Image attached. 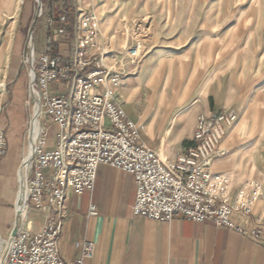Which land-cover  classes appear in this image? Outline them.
I'll return each mask as SVG.
<instances>
[{"label": "crops", "instance_id": "1", "mask_svg": "<svg viewBox=\"0 0 264 264\" xmlns=\"http://www.w3.org/2000/svg\"><path fill=\"white\" fill-rule=\"evenodd\" d=\"M29 2L0 0V87H9L6 95L0 90V129L6 131L8 139L7 153L0 161V235L3 238L15 221L17 175L25 156L23 142L14 140L12 134L24 114L18 81L24 33L32 9ZM61 14L53 12L52 16L57 19ZM44 44L42 33L37 38V55L46 53ZM62 51L53 55L67 56ZM108 58L107 65L122 72L120 87L115 90L117 100L141 126L142 143L155 150L168 165H173L191 147L201 114L212 117L221 112L237 113L235 125L227 129V136L213 159V172L231 179L229 195L233 206L238 205L240 191L250 192L259 186L260 197L250 222L237 221L247 227L264 224V124L257 128L243 124L248 115L234 87L228 90L221 74L208 77L207 72L214 65L208 62L209 58L179 56L157 61L150 56L128 75L123 55ZM153 65L150 71L148 66ZM165 72L177 76L178 91L173 97L166 91L152 94L144 88L145 81L150 86ZM53 90L62 93L56 84ZM44 124L46 150L53 151L60 129L49 119H44ZM135 203L133 176L101 165L93 193L68 192L59 214L63 226L59 241L61 259L66 263L79 259L80 250L76 245L87 240L95 246V257L88 264H264L262 241L212 222L194 223L183 216L171 222L139 218L134 215ZM91 207L96 209L95 216L90 215ZM57 217L56 211L28 212V221L36 231Z\"/></svg>", "mask_w": 264, "mask_h": 264}, {"label": "built area", "instance_id": "2", "mask_svg": "<svg viewBox=\"0 0 264 264\" xmlns=\"http://www.w3.org/2000/svg\"><path fill=\"white\" fill-rule=\"evenodd\" d=\"M66 22L65 16L50 18L51 34L66 36ZM76 36L73 57L37 55L35 51V73L29 67L33 113L28 139L31 121L38 110L30 93L31 80L40 100L37 116L40 131L33 144L29 143L23 158L25 161L33 154L23 177L25 205L27 212L56 211L58 217L41 231H36L27 217L11 243L10 236L5 239L0 235V264H88L93 260L95 246L87 240L76 245L79 259L72 263L61 259L59 241L63 226L59 214L69 191L75 195L93 193L101 165L133 176L136 217L171 222L183 216L194 223L212 222L264 242V224L247 227L237 221L250 222L260 197L259 186L250 192L240 191L238 205L233 206L229 195L231 179L213 172V159L227 136V129L235 125L237 113L221 112L212 117L201 114L191 147L173 165H168L155 150L142 143L141 126L117 100L115 90L120 87L122 72L107 65L109 51L99 42L102 31L96 12L80 18ZM144 51V43L138 40L125 51L124 59L137 65ZM29 57L30 52L25 58L28 66ZM55 84L62 93L53 90ZM44 119L60 129L53 151L46 150ZM7 150V133L0 129V161ZM96 214V209L91 207L90 215Z\"/></svg>", "mask_w": 264, "mask_h": 264}, {"label": "rangeland", "instance_id": "3", "mask_svg": "<svg viewBox=\"0 0 264 264\" xmlns=\"http://www.w3.org/2000/svg\"><path fill=\"white\" fill-rule=\"evenodd\" d=\"M29 3L32 9L24 33L18 81L24 114L12 134L14 140L23 142L24 155L29 149L28 129L33 113V102L29 99V66L25 58L30 52L29 29L37 12L35 0ZM42 4L43 12L34 29L36 53L37 38L43 33L46 53L60 54L63 49L68 57H73L79 17L96 12L102 31L99 42L109 51L110 59L115 55L124 56L138 40L144 43L145 51L137 65L124 59L126 75L133 69L138 70L150 56L157 61L179 56L209 58L208 62L216 65L207 72L208 77L221 74L227 89L234 87L248 115L243 124L253 128L264 124V0H42ZM66 8L75 12L74 32L66 26V36H53L48 20L54 18L53 12L64 16ZM153 67L148 66V69L151 71ZM144 83V88L152 94L159 90L173 97L178 91L177 76L172 77L171 72L161 74L150 86L148 81ZM8 88L4 85L0 90L6 95ZM233 110L239 109L233 107ZM18 190L19 185L17 195ZM27 217L26 210L23 224ZM14 223L13 220L5 239L9 238Z\"/></svg>", "mask_w": 264, "mask_h": 264}, {"label": "water", "instance_id": "4", "mask_svg": "<svg viewBox=\"0 0 264 264\" xmlns=\"http://www.w3.org/2000/svg\"><path fill=\"white\" fill-rule=\"evenodd\" d=\"M36 4H37V12H36V16L30 26L29 29V37H28V48L30 49V57L28 60L29 63V67H30V72L35 73V68H34V59H35V43H34V29L38 23V19L41 17L42 12H43V4H42V0H35ZM34 84L35 82L33 80L30 81V93L38 107L37 113L35 114L33 120L31 121V129H30V136L28 139V142L31 144L32 142V127H33V122L34 120L37 118L39 112H40V100L39 98L35 95L34 92ZM33 159V154H31V156L29 155L28 158L24 161L22 160L21 166L19 168L18 171V175H17V180H18V185H19V191H18V195L16 198V203H15V223L13 226V229L11 231L10 234V239L9 242L11 243L14 238L16 237V235L18 234V232L21 230L22 226H23V218H22V214L20 213V210L18 209V205H19V201L21 198V194L24 191V182H23V177H22V169L23 167L30 163ZM5 260V258H4ZM3 260V262H4Z\"/></svg>", "mask_w": 264, "mask_h": 264}, {"label": "bare ground", "instance_id": "5", "mask_svg": "<svg viewBox=\"0 0 264 264\" xmlns=\"http://www.w3.org/2000/svg\"><path fill=\"white\" fill-rule=\"evenodd\" d=\"M39 131H40L39 120L38 118H36L33 122L32 133H31L33 142H34V139H36L37 135L39 134ZM27 170H28V167L25 165L22 170V177H26ZM25 201H26V195H25V192L23 191V193L21 194L19 205H18L19 206L18 209L20 210V213L22 214L23 221H24V214L26 213Z\"/></svg>", "mask_w": 264, "mask_h": 264}, {"label": "trees", "instance_id": "6", "mask_svg": "<svg viewBox=\"0 0 264 264\" xmlns=\"http://www.w3.org/2000/svg\"><path fill=\"white\" fill-rule=\"evenodd\" d=\"M63 14L67 20L66 26H69L70 32L73 33L74 32L75 19H76L75 12L66 8V10Z\"/></svg>", "mask_w": 264, "mask_h": 264}]
</instances>
